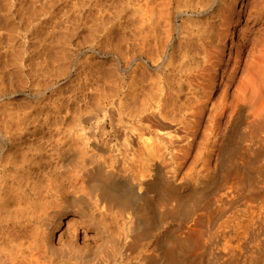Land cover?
Segmentation results:
<instances>
[{"label": "bare ground", "instance_id": "bare-ground-1", "mask_svg": "<svg viewBox=\"0 0 264 264\" xmlns=\"http://www.w3.org/2000/svg\"><path fill=\"white\" fill-rule=\"evenodd\" d=\"M130 1L132 45L129 56V89H126L129 90V120L137 123L136 125L139 124L142 130L146 126L149 133L153 132L154 127L156 129L157 126L154 124L157 119L161 121L162 129L175 128L166 134L173 133L171 139L173 136V140L177 138L180 141L179 147L176 148L174 145L165 147L167 144L162 147V142L160 146L158 142L148 144L144 141L146 147H142L144 150H140L138 154L130 152L129 137L117 141L118 138L115 137L116 140L112 134L104 131L108 127L114 130L118 126L121 127V119L116 122L117 119L114 117L94 125L90 124L89 117L84 120L85 125L81 127V132L84 133L73 132L72 135L66 130L67 133H62L63 129L69 126H65L64 122L46 121L40 125L43 127L46 125L56 132L51 133L48 139L50 148L46 151L49 154L47 165L43 168L38 165V170L41 171L33 169L37 172L35 173L27 165L39 162L35 159L37 157H30L25 150L20 153L13 151L11 146L12 129L24 131L23 128H26L27 124L20 120V122L16 120L15 123L1 122L0 264H115L117 261L122 263L127 259H133L134 257L131 258L125 252L129 247L137 245L136 242L128 240L130 233L132 231L137 233L144 220L149 224L148 227L153 226L157 219L175 212L183 201L187 200L185 195L182 200H180L182 197L179 198L177 195L180 187L175 185L176 171L180 169L178 165L181 161L187 158L186 155L204 123V112L212 94L221 89L219 94L223 101L219 99L220 103L212 108L214 112L211 113V118L205 119V122H209L204 125H209L208 129L203 128L209 130L210 136L216 137L222 133L221 119L227 114L228 109L231 108L228 117L232 121L242 118L245 102L251 98L248 96L249 93L256 94L261 86L263 98H260L262 100L260 105L264 106V73L259 72V77L257 72L260 71V66H264V0H247L248 2L240 0L242 7L239 10L236 8L239 0ZM248 3L251 5L249 11ZM246 14L254 16V20L261 22L260 30L257 32L258 29H252L256 31L253 32L248 28L253 32V36L252 33L249 35L250 32L245 31L235 41L233 38L235 32L232 29ZM137 16L139 25L136 29ZM205 16L209 19H206V22L204 20L202 22V19L200 21L199 18ZM138 38L142 47V52L139 53L136 48ZM229 38L231 45L227 54L235 56L232 64L229 60L226 63L222 60ZM152 42L154 53L146 56V49ZM245 54L248 58L251 57V61L247 58L245 62L247 65L239 77V82L243 80L245 86L238 83V86L244 88L236 89L239 93L236 92L235 97L232 95L233 101L227 104L224 99L227 98L228 89L237 80V72L241 70ZM215 58L217 62H213ZM140 61L144 62V65ZM253 61L262 65L255 66ZM149 62L153 65L150 74L146 72L145 66ZM223 65L225 68L221 82L217 83L216 69L224 67ZM125 71L126 69L122 70V74ZM120 89L113 90L110 95L99 90V112L106 113L107 105L117 103L119 110L117 114L120 117L122 108L124 109ZM257 95L261 97L260 94ZM254 96L255 99L256 95ZM263 108L260 110H264ZM159 124L158 126H161ZM98 134L101 139L97 138ZM207 134L209 136V133ZM128 150L135 154L129 155L134 156L133 158H128ZM42 151L41 148L35 155L41 156ZM53 161L56 162L55 166ZM211 174L209 171L202 174L200 182L207 183ZM192 190H194L192 193L196 192V188ZM192 193L190 195L187 193L188 197H192ZM82 197L87 199L86 208L82 207L83 204L81 207L80 203L77 204ZM173 199L177 201L178 206L172 204L171 209L162 212L159 218H156L154 210L156 204L164 207ZM186 202L188 203V200ZM66 212L72 216L67 221L64 220ZM117 221L118 223L121 221L123 233L129 232L126 237L121 235L125 237L122 241L114 240L116 229L113 226ZM97 241L105 242L102 246L109 244L108 249L111 250L105 251L106 258L100 247L96 249L100 250L98 254L104 257L92 253V245ZM162 254H165L162 255L165 258L163 264H182V257L176 255L173 247L170 246L167 252Z\"/></svg>", "mask_w": 264, "mask_h": 264}, {"label": "rangeland", "instance_id": "rangeland-1", "mask_svg": "<svg viewBox=\"0 0 264 264\" xmlns=\"http://www.w3.org/2000/svg\"><path fill=\"white\" fill-rule=\"evenodd\" d=\"M129 1L0 0V123H15L20 120L27 124L26 128H23L24 131L12 129L11 146L13 151L20 153L25 150L30 157H37L35 159L39 162L28 164L30 167L27 165L33 172H40L39 166L43 168L47 165L49 154L46 151L50 148L48 139L51 133L56 132L46 125L44 127L40 125L46 121L47 123L57 120L64 122L65 126H69L63 129L62 133L68 131L72 135L73 132L84 133L81 132V127L85 125L84 120L89 117H91L90 124L93 125L114 117L117 119L116 122L121 119V127L118 126L115 130L108 127L104 131L118 138V140L115 138L117 141L129 137L130 152L138 154L140 150H144L146 148L144 141L150 144L158 142V145L162 142V147L166 144L165 147L168 145H171L168 147L173 145L179 147L180 141L177 138L173 140L174 136L171 139L173 133L166 134L175 128L164 130L161 121L157 119L154 124L157 126L156 129L154 127L153 132L149 133L146 126L142 130L139 124L136 125L137 123L129 120V90H126L129 89V56L132 45L131 1ZM241 5L239 0L236 8L239 10ZM249 7L251 5L247 7L248 11L251 9ZM138 16L136 29L139 25ZM249 16L247 14L242 16L236 27L232 29L235 32L233 35L235 41L242 32H250L249 35L252 33L253 36V32H256L253 30L258 29L257 32L260 30L261 22L254 20V16ZM207 17L199 19L206 22V19H209ZM177 39L176 37V44ZM230 43L229 38L222 60L224 63L229 60L232 64L235 56L227 54ZM136 44L138 53L142 52L139 38ZM146 50V56L154 53L153 42ZM247 58L245 54L241 70L237 72V80L227 91V98L224 99L227 104L233 101L232 95L235 97L234 94L239 88H244L241 85L245 86L243 80L239 82V77L247 65L245 63ZM215 59L212 61L217 62V58ZM248 59L251 61V57ZM140 63L144 65V62L140 61ZM145 66L146 72L152 73V63L149 62ZM223 66L215 68L218 75L217 83L221 82L225 65ZM124 69L126 71L122 74L121 71ZM261 69L257 72L264 73V69ZM258 76L260 77V73ZM238 83L241 85L238 86ZM100 89L109 95L118 89L122 91L120 99L124 102L123 115L119 117L117 103L114 104L115 106L107 105L106 113L99 112ZM219 91L221 89L215 91L211 101L207 103L204 123L193 141L195 144H192L186 155L187 158L181 161L178 165L180 169L176 171L175 185L180 187L177 195L179 198L182 197L180 200L185 195L188 203L187 200L183 201L180 208L157 219L153 226L148 227L149 224L144 220L143 228L141 227L137 233L132 231L130 235L129 232L123 233L122 223L117 221L116 224L119 225L114 224L113 227L116 229L115 237L118 235V238L114 237V240L122 241L129 235L128 240L136 242L138 246L135 244V247H129L125 251L126 255L134 257L133 259H127L122 263L117 261L115 264H163L165 254L162 253H166L170 246L175 249L179 258L182 257V264H264V110H260L264 107L260 105L263 89L261 86L254 94L255 99L253 93H249L248 96L251 98L248 101L252 100L253 95L255 102L253 100L249 103L245 102L242 112L244 116L242 115L243 117L238 121L229 119L228 113L231 108L228 109L227 114L221 119L222 133L215 137L210 136L209 130H206L209 124L206 126L204 124L209 122H205V119L211 118L210 115L212 116L214 112L212 108L222 100ZM203 127L206 129L204 130ZM154 130H158L157 133ZM99 136L98 134L97 138L101 139ZM169 140L173 142H168ZM174 141L178 144H174ZM41 148L43 149L41 156L35 155ZM130 152L129 150L127 152L128 158H133L135 154ZM55 165L56 162L53 161V166ZM204 171L212 174L203 185L200 178L205 174ZM195 188L196 192L192 193L191 191H194L192 189ZM187 193L189 195L192 193V197H188ZM83 198H80L77 204L80 203L79 206L83 204L82 207L86 208L87 199ZM174 200L169 201L164 207L156 204L154 209L156 218L173 206H178L177 201ZM65 214L67 217L64 216V220H70L72 216L67 212ZM97 243H93L92 253L110 252L109 244L102 246L105 242L97 241ZM96 247H100L101 251ZM102 254L98 256L101 257ZM104 255L106 258V254Z\"/></svg>", "mask_w": 264, "mask_h": 264}]
</instances>
